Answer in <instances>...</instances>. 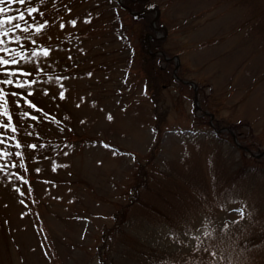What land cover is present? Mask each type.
<instances>
[{
    "label": "rangeland",
    "instance_id": "1",
    "mask_svg": "<svg viewBox=\"0 0 264 264\" xmlns=\"http://www.w3.org/2000/svg\"><path fill=\"white\" fill-rule=\"evenodd\" d=\"M124 3L0 4L30 29L3 37L32 73L13 79L35 81L0 87L42 109L8 97L0 264H264V0Z\"/></svg>",
    "mask_w": 264,
    "mask_h": 264
},
{
    "label": "snow or ice",
    "instance_id": "2",
    "mask_svg": "<svg viewBox=\"0 0 264 264\" xmlns=\"http://www.w3.org/2000/svg\"><path fill=\"white\" fill-rule=\"evenodd\" d=\"M8 4V5H14V4H25L26 0H0V4ZM10 9L9 8H5V7H0V17L4 16V14H6ZM27 13L28 16H32L34 13H39V9L34 8V7H29L27 9ZM40 15H42V13H40ZM26 20V17L24 15L23 12H21L19 14V16H7L5 18L0 19V53H3L4 55H0V67H3L4 69H6L5 71H3L2 73H0V76H3L4 78L0 79V85H4V86H11L15 89H25V88H30L32 86V84L35 83V81H29V80H19L16 79L14 80L13 77H30L32 76L31 72L28 71H23L20 70L18 68V65L20 63V60H25L26 57L19 51H17L16 49H9L5 46V40L3 39V37H8L10 34H14V30L15 29H19L20 31L27 33L30 31V29L28 27H21V25L19 23H14V21H23ZM89 21H85V23H88ZM69 23L71 24L72 27L76 26V21L75 20H71L69 21ZM6 25H13L12 27H5ZM45 24H41L38 27H35L34 31L36 33H41L42 30L45 28ZM61 29H63L65 27L64 24L60 25ZM9 42H15V43H19V38L17 37L14 41H9ZM33 44H35V40L32 41ZM7 55H11L12 58L11 59H7L5 58ZM50 55L49 49L47 48H43L40 51H34L32 52V56L34 57H48ZM17 57H19V59H17ZM15 68L16 70H11ZM51 79V78H50ZM34 93L29 91L27 93V96H33ZM45 95H47V93H45ZM14 97L17 98L16 100H14V103L17 105V107H23V105H21L19 103L20 100L24 101V104L27 105V107L29 109H33L36 112H41L42 109H39L34 103H32L30 100L27 99V96H23L21 95L19 92L17 91H13V92H6L4 87H0V116H4L7 118L8 123H5L3 121H0V129L4 130V131H10L12 133H16L17 132V127L15 125H13L11 123L13 117L11 114H9V110H8V104H9V100L8 97ZM60 99H64V93L60 92ZM23 117L25 118H30L33 121H36L38 119V117L36 115H30V113L28 111H25L22 113ZM108 120H112L113 117L111 115H109L107 117ZM57 123H59V121H56ZM29 135H31V133H28ZM7 139H15L14 136H9L7 137ZM6 143V139L3 137V134L0 133V145H4ZM16 148H20L21 144L20 143H16L15 144ZM31 148L36 149L37 145L36 144H32L30 145ZM103 147L105 148H110V145L104 144ZM13 154L9 153L6 149L4 150H0V159H3L5 161H7ZM15 155L17 157H20L22 159V153L20 152H16ZM9 165L7 163L5 164H0V171H4V169L6 167H8ZM11 167L15 168L17 167L16 164H11ZM26 170V169H25ZM37 171H39L37 169ZM53 171H55V168L53 169ZM20 179H23V177H20ZM24 183H27V181L25 180ZM17 191H19V189H17ZM21 195H23V193H21ZM21 203H24V201L22 200ZM235 212L238 213L239 215V220L234 221L235 223H239L240 220H243L245 217V213L244 210L241 209H235ZM212 255H215V253H212Z\"/></svg>",
    "mask_w": 264,
    "mask_h": 264
},
{
    "label": "trees",
    "instance_id": "3",
    "mask_svg": "<svg viewBox=\"0 0 264 264\" xmlns=\"http://www.w3.org/2000/svg\"><path fill=\"white\" fill-rule=\"evenodd\" d=\"M131 2H133V0H127V3H124L125 5H121V7L122 8H126V9H129V10H131V11H134L133 9H132V7L131 6H128L127 4H129V3H131ZM130 7H131V9H130ZM135 12H137L136 14H133V13H131L130 11H129V14H130V16H132L133 18L135 17V18H137V17H144V14L146 15V11H140V10H136ZM152 33V32H151ZM160 44H161V42H160V40H156V38L153 36V39H152V42H151V49H154L153 51L154 52H156L157 54H160L159 52L161 51V50H159V49H157V48H159L160 47ZM161 56H162V58H164V60H165V62L169 65V66H171V63H172V61H175L174 60V58H171L170 60H167L166 59V56H167V52L166 51H163V53L162 54H160ZM174 68L175 67H172V71L174 70ZM175 81H177L176 79H175ZM223 132H226V131H223Z\"/></svg>",
    "mask_w": 264,
    "mask_h": 264
},
{
    "label": "water",
    "instance_id": "4",
    "mask_svg": "<svg viewBox=\"0 0 264 264\" xmlns=\"http://www.w3.org/2000/svg\"><path fill=\"white\" fill-rule=\"evenodd\" d=\"M176 60H177V62L179 63V60H178L177 57H176ZM174 73H175V75H176V69H175ZM176 77H177V75H176ZM189 83H190L191 85H193V86L196 88L195 83H193V82H189ZM196 101H197V104H198V100H197V98H196Z\"/></svg>",
    "mask_w": 264,
    "mask_h": 264
}]
</instances>
